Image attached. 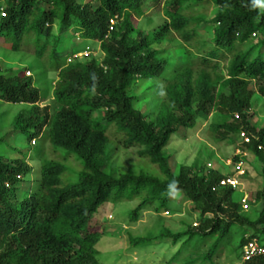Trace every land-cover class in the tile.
Instances as JSON below:
<instances>
[{"label":"trees","instance_id":"1","mask_svg":"<svg viewBox=\"0 0 264 264\" xmlns=\"http://www.w3.org/2000/svg\"><path fill=\"white\" fill-rule=\"evenodd\" d=\"M253 2L163 0L162 23L149 33L138 26L146 0H0L2 56V50H10L19 61L32 57L27 68L39 70L26 76L25 67L1 68L0 103L22 104L11 126L37 138L32 151L40 166L37 188L23 191L14 183L31 166L24 155L11 164L0 153V264H100L95 245L105 232L95 214L101 205L138 201L128 213L135 221L149 206L168 210L179 193L194 204L199 223L178 232L163 227L156 234L130 235L131 244L184 238V245L206 248L182 260L179 249L165 264H216L220 245L235 235L240 248L252 239L264 247V187L255 195L257 214L251 217L239 211L235 189L219 185L222 172L210 168L199 174L187 164L174 170L165 152L173 134L210 114L206 138L216 146L231 145L244 132L249 141L242 140L239 148L264 168V127L256 126L251 111L253 93L264 98L259 50L264 11ZM55 22L60 31L72 28L81 40L97 41L102 58L68 62L66 55L59 56L67 43L62 34L54 35ZM257 34L261 38L246 48ZM173 41L184 65L174 66L164 79L162 98L153 99L148 118L133 106L131 91L137 79L162 73L165 50L156 46ZM47 71H56V78H45ZM251 81L255 92L248 89ZM44 100L48 103L40 106ZM130 148L137 167L114 170L111 158ZM147 162L155 165V173L142 169ZM74 169L77 179L69 182ZM173 180L178 191L170 193ZM240 256V264H264V253L247 260Z\"/></svg>","mask_w":264,"mask_h":264},{"label":"rangeland","instance_id":"2","mask_svg":"<svg viewBox=\"0 0 264 264\" xmlns=\"http://www.w3.org/2000/svg\"><path fill=\"white\" fill-rule=\"evenodd\" d=\"M84 1L86 0H82V2ZM95 3L94 1L93 4ZM162 6L163 0H146L144 16H141L138 22V26L143 31L151 33L150 31L154 27L162 23ZM215 10L216 8L214 7L212 14ZM201 25L203 24L201 23ZM58 29V22L53 23L52 31L54 35L59 36L62 34V40H64V43H67V46L65 45L59 50V56H62V54L66 55L68 62L82 61L88 57L102 58L103 54L97 41L81 40L79 33L72 32V28L62 31ZM260 38L261 35H255L252 40L245 42V47L248 48V45H254ZM156 47L159 49H171V53L176 54L173 65L181 66L178 58H183L184 56L180 53L181 49H179L180 46L178 43L164 42L158 44ZM259 48L262 53L260 55L263 56L264 45ZM2 51L6 57L2 56L0 50V69L3 68L4 71L8 69L18 71L22 66L28 67V64L31 65L32 57L23 56L21 61H19V54L10 50L6 53L4 50ZM256 51L257 48L253 50V54ZM169 60L172 61V58L169 57ZM181 63H183L182 60ZM219 68L222 69V63L219 64ZM32 70L30 71L31 76L39 73V70L35 67ZM56 76V71H47L45 78L52 79L56 78ZM149 81L152 80L139 81L134 88V92L139 94L136 95L133 106L142 111L144 115L150 113L149 110L153 108L152 103L147 102L149 96L143 93L153 90V88L146 89L150 84L148 83ZM163 85L164 83L162 81L161 86ZM248 89L254 92L257 91L254 81L248 84ZM159 96L160 93L157 91V97ZM47 103L48 101L44 100L40 101L39 105L44 106ZM21 106L22 104L17 103H0V153L3 155L4 160L9 161L11 164L15 163V159H19L24 155L25 161L31 166L32 170L24 178L14 183V186L19 187L20 190L31 192L37 188L40 174L39 163L35 159L34 152L32 151L38 140L37 138L28 139L27 133L14 131L12 128L11 122L14 120V115ZM149 107L151 108L148 110ZM251 111L253 112V121L256 126L259 128L264 127V98L256 92L253 93L251 98ZM209 119L210 114L206 117L199 118L193 128L180 129L179 132L181 134L183 131L185 132L183 136L179 135V132L173 134L165 147V152L171 154L170 160L174 170H177L181 164H187L194 165V169L199 174L212 168L218 169L225 176L236 178L237 186L234 188L233 198L240 205L239 211L255 217L257 214L253 211L257 203L255 201V195L264 187V168H262V162L255 161L253 154L239 148L242 141L241 134H239L237 142L231 145L216 146L211 143L204 133ZM60 151L64 153L63 150ZM235 155H238L237 160L234 158ZM136 158L134 148L122 149L117 156L111 158V162L115 160V163L110 162V165L113 166L114 170L116 168L126 169L130 165L137 167L136 164L133 165V162L137 163L138 161ZM60 161L68 165L67 162ZM143 166L142 169L146 172L155 173L157 171L155 165L149 162L143 164ZM71 174L69 182L77 179L78 171L74 169ZM244 197H246V200L243 202ZM137 203L138 201L107 202L99 207L95 218L105 232L95 245L98 250V255L96 256L100 264H165L179 249H181L179 254L180 260L184 259L193 251H195L193 252L194 254H201L206 249L202 246L195 249L190 245H184V238L176 243H172L167 238V240L162 242L151 241V243L145 244L144 246L131 244L129 240L130 235L138 237L156 234L163 227H167L173 232H178L184 230L189 223H192V225L199 223L197 220L198 212L194 210V204L186 199L182 193L177 194L175 199L169 203L168 210L161 209L159 212H155L153 206H149L148 209L146 208L140 212L137 220L131 221L128 213L136 207ZM259 204L261 205L262 202L260 201ZM207 216L210 217L212 214L209 213ZM251 233L252 230L249 229L245 233V237L250 236ZM238 244L239 241L237 235H235L231 238V241L224 242L223 245H220L221 252L217 256L216 264H240V254L243 253L244 245L240 248Z\"/></svg>","mask_w":264,"mask_h":264},{"label":"clouds","instance_id":"3","mask_svg":"<svg viewBox=\"0 0 264 264\" xmlns=\"http://www.w3.org/2000/svg\"><path fill=\"white\" fill-rule=\"evenodd\" d=\"M253 7H259L262 11H264V0H254V2H253ZM162 9H163V6H162ZM163 15V14H162ZM110 23H113V21H110ZM172 43H174V41L172 42ZM165 50V55H166V57H165V60H166V65H165V68L163 69V71H162V73L160 74V75H157V76H154L155 78H153V77H151V78H146L145 79V81H148L149 79H151L152 81H149L148 83H150L147 87H146V89L147 88H153V90L152 91H150V92H143V93H145V94H147L149 97H148V100H147V102L149 103H152V106H154V103H153V99H160V98H162V94H163V87H164V85L163 86H161V82L162 81H164V79H166L169 75H171V74H173L172 73V68L174 67V66H179V65H173V61H175V55L176 54H172L171 53V49H167V48H162L161 50ZM102 52V51H101ZM103 54V53H102ZM169 57L170 58H172V61H170L169 60ZM179 57V56H178ZM182 60V59H181ZM181 60H179V62L181 63ZM23 67H25V66H22L21 68H23ZM30 69H28L27 67H25V69H24V74L26 75V76H31L30 75V71H29ZM139 81H144V80H142L141 78H139V79H137L136 80V83H138ZM135 86H136V84H135ZM145 89V90H146ZM157 91H159V93H160V96L159 97H157ZM132 93H133V96H134V99H133V102L135 101V98H136V95L137 94H139V93H136V92H134V89H133V91H131ZM151 106V107H152ZM151 107H149L148 108V110L151 108ZM152 110L150 109L149 110V112H151ZM149 114V115H148ZM146 116L148 117V118H150V113H148ZM33 140V139H32ZM224 177H226L225 175H224ZM7 186H8V184H6ZM177 185H178V181H176V180H173V181H171L170 182V184H169V191H170V193L171 192H176V191H178V188H177ZM230 186V185H229ZM236 188V187H235Z\"/></svg>","mask_w":264,"mask_h":264},{"label":"built area","instance_id":"4","mask_svg":"<svg viewBox=\"0 0 264 264\" xmlns=\"http://www.w3.org/2000/svg\"><path fill=\"white\" fill-rule=\"evenodd\" d=\"M240 134L244 142L249 141V137L244 132H241ZM236 182H237L236 178L226 176L219 180V185H230L231 187L235 188L237 186ZM245 200H246V197H244L242 201L244 202ZM260 253H264V247L259 245L255 239H252L247 244L244 245L242 258L244 260H247L251 258L253 255L260 254Z\"/></svg>","mask_w":264,"mask_h":264}]
</instances>
